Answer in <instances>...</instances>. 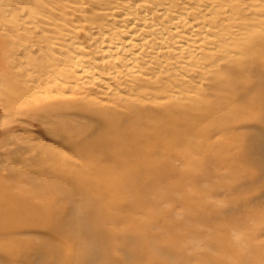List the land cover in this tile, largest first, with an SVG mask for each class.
I'll return each instance as SVG.
<instances>
[{
  "label": "rangeland",
  "instance_id": "rangeland-1",
  "mask_svg": "<svg viewBox=\"0 0 264 264\" xmlns=\"http://www.w3.org/2000/svg\"><path fill=\"white\" fill-rule=\"evenodd\" d=\"M46 1L0 0V194L22 195L12 203L0 201V264H264V71L254 66L252 72L237 71L220 58L218 49L210 52L209 36L201 43L203 33L193 37L201 56L193 57L194 65L185 68L179 54L163 43L159 23L170 28L165 23L170 18L161 14L163 7L192 15L194 9L188 6L194 0ZM231 1L223 0L217 14L221 16ZM198 2L206 16L217 9L214 1L205 9L208 0ZM225 20L237 25L255 19ZM183 21L175 20L186 26ZM97 25H103L101 32ZM68 27L74 31L70 58L97 67L71 79L73 97L84 91L96 93L90 98L104 108L85 111L72 106V120L66 121L77 146L71 148L75 160L71 175L41 190L39 183L33 186L21 173L44 177L39 159L44 152L59 157L69 149L44 137L37 120L54 108L32 109L26 101L38 95L45 64L58 57L41 48L40 40L46 35L50 41L52 34L61 38ZM93 32L95 37L90 38ZM109 36L127 42L138 68L119 77L126 79L116 95L119 78L111 80L114 71L108 74L98 64L105 57L100 49L107 45L100 40ZM177 38H169V44L175 45ZM52 48L58 50L59 44ZM210 57L227 66L211 70L215 61L210 63ZM168 78L177 85L186 79L184 109L170 110L171 116L157 106L164 98L150 95L165 96L162 84H168ZM135 83L146 98L134 96ZM134 97L140 100L136 107L129 103ZM113 136L136 140L135 146H145L148 152L133 166H117L124 154L116 157L104 146L111 160L85 165L84 159H99L100 153L81 156L76 150L82 140ZM26 159L28 163L22 164ZM5 167L19 172L9 176ZM54 185L61 192L52 191Z\"/></svg>",
  "mask_w": 264,
  "mask_h": 264
},
{
  "label": "bare ground",
  "instance_id": "bare-ground-1",
  "mask_svg": "<svg viewBox=\"0 0 264 264\" xmlns=\"http://www.w3.org/2000/svg\"><path fill=\"white\" fill-rule=\"evenodd\" d=\"M198 1L199 0H194L193 5L188 6L189 9L190 8L194 9V13L192 15H190L191 13L189 11H186L184 13L180 12L181 13L180 14V13H178L177 10H174V9L170 10L167 7H163L161 9V14L163 15V17L165 16V18L167 16H168V18H170L168 22L165 21V23L170 28L166 27V25L162 26V23H159L161 25L158 24L161 27V35L165 34L164 36L161 37L163 43H166L167 46L172 47V49L174 50L172 52V54L173 53L179 54V56L181 57V59L183 61V64L186 65L185 68L188 66L194 65L192 62L193 57H195V60H197L196 57L199 58V56H201L199 53L200 47L198 45L194 44L195 42L197 43L198 40L194 39L193 37L203 33L200 37L201 43L203 44V42H205V40L207 39L205 36H209V44H210V49H211L210 52H213L212 50L215 51L216 49H218L220 58H224L225 61L227 62V64H229V65L231 64L232 66H234L237 71L245 70L246 72H248V71L252 72L253 66L264 71V26H263L264 25V19L263 20L260 19V17L264 16V0H233V2L231 0H229L231 2H228V4H225L226 8L223 7V10H221L222 11L221 16H220V14L219 15L217 14V11H218V7L223 4V2H222L223 0H218V1L217 0L216 1L215 0H208V3H205L206 6L203 7L204 9L209 7L212 4V1L216 2L215 6L217 7V9L213 8L214 11L209 13L210 16H206L203 12H201L202 10L198 9V7H201V5ZM226 1H228V0H225V2ZM60 3H62V2H60ZM46 4H49V3L46 1ZM48 6H50V5H48ZM52 6H53V4H52ZM50 8H51V6H50ZM58 9H60V8H57V10ZM44 10L46 11V9H44ZM168 11L169 12L172 11V14L174 13L175 15L171 14L169 16L170 13ZM48 12H50V11H48ZM223 13L225 15H227V13H228V15L222 16ZM62 14H63V12H62ZM52 16H53V13H52ZM181 16H183V18L185 20V21H183V23L186 22L185 23L186 26L179 25L177 22H175V20H178V22L180 20H182L183 18ZM53 17H55V16H53ZM226 17H228V18H239V19L249 18V19H255V20H253L252 22H250L248 24L245 22H242L240 24L235 25V24H231L230 21L226 22V20H225ZM56 18L57 17H55V19ZM220 19L221 20L224 19L226 23L221 22ZM143 20H147V17H143ZM170 21H172V23H173L172 25L169 23ZM153 25H155V24H153ZM102 26L103 25H101V26L97 25L96 27L95 26L94 27L99 32H101L103 29ZM142 26H144V25H142ZM233 26H236V28L234 29ZM70 27H68L66 29V33L61 38L59 36L57 37L54 34H52L51 35L52 40L49 41V39H47L46 35L43 37V39L40 40V41H42V47L40 46L41 48H45V49L48 48V49H50V51L55 52L56 54L58 53L57 54L58 57L55 56L56 57V61H55V59L53 60L52 57L50 56L51 62L45 64L44 69L41 70L42 75H44V78L42 79L41 82L38 83V88L36 90L38 92V95H34V96L32 95L33 99L31 98V99H28L26 101L27 105L32 109H39V108L46 109L48 107L54 108V111H49V112L46 111L43 114L38 115L37 120H39L41 125H43L42 133H43L44 137L48 138L49 140L56 141L59 145L66 147L70 151V152L67 151V154L65 152H63L62 155H60L59 157L53 156L52 153H50L48 151L44 152V155L41 158H39L41 161V166H40L42 168L41 171H44L47 173L44 177H42V176L35 177L31 174L32 173L31 171H23V173H21V174L26 175L27 179L26 178H24V179L26 181L30 182L31 184H33V186H37L39 183V185L41 186V190H42V188L44 189V187L47 186L48 184H53L54 181L64 180V178H66L67 175H71V168L73 167V164L75 163L74 162L75 160L73 161V159H72L73 153L71 152V150L72 149L74 150V146L75 147H77V146H76V142H74L70 137V127H67L66 121L72 120V115L74 113V112H72V106L77 104V106L80 109H86L85 111H87L88 109H94V108L99 109V110H103V108H104L103 106H101V104H99V102L95 101V98H94V101L92 100V98H90L91 94H96V93L84 91V94L78 95L79 97H73V96H75V92L72 91L70 88V87H72V83H73L71 79L74 76L82 78L81 77L82 73H83V75L86 73L91 74V70H94V68H97V67L95 65L94 66L88 65L86 62L80 60L78 57H74L73 59L70 58L69 51H70V46L72 45L71 38H72V33H74V31ZM140 28H142V27H140ZM164 29H166V30H164ZM40 32H43V31H40ZM130 34L131 35H128V39H130V41H131L134 37L132 35L133 31ZM89 36H90V38H94L95 37L94 32L90 33ZM115 36H117V35H115ZM115 36H109V38L107 40H105L104 38H101V40H100V42H103V40L106 41L107 45H104V47H102L100 49V51L103 54H105V57L102 58L101 62L98 64H100L105 69V72H107V73L109 72V70L114 71L115 74L112 75L111 77L109 76V78H111V80L115 79L116 77L119 78L122 75H126V77H127V73L129 74V72H136L138 69L137 64H136L135 53L132 51V49L129 47V45L127 44L126 41H119V40H117V38ZM240 36H242V38ZM172 37L173 38L178 37L177 38L178 40L175 43V45L169 44L168 39L172 38ZM60 39H62V42L58 41ZM229 41L232 42V44H233V45H231L232 48H228L229 47L228 44H230ZM56 43L59 44L58 50H54L52 48V44H56ZM209 44L207 43V45H209ZM167 46H165V47L160 46L161 47L160 49H162V48L165 49ZM40 47L38 49H40ZM62 47H63V49H62ZM205 49H206V47H205ZM165 52L167 53L168 49L165 50L164 53ZM205 52H206V50H204V52H202V53H205ZM212 54H214V52ZM210 55H211V53H210ZM160 56H163V55H160ZM235 56H237V57H235ZM200 59H201V57H200ZM213 61H215V63H212V64H214V67H215L214 69H211L213 71H218L217 69H219L222 66L224 67L226 65V64L221 65L218 61L212 60V57H210V63ZM154 62H155V60H154ZM207 62H208V60H206V63ZM222 62H223V60H222ZM204 63H205V61H204ZM204 65L206 66L207 64H204ZM75 66H77L79 69L77 72L75 70L76 68L74 69ZM164 66H166V65H164ZM181 67L183 68V65ZM202 67L204 68V70L206 69L204 66H202ZM174 68L176 70H179V66L178 67L174 66ZM185 68H183V69H185ZM224 69L225 68H223V70ZM189 70L190 69H188V71ZM228 71H229V69H228ZM228 71L226 70L227 73H228ZM140 72H141V70H140ZM178 73H179V71H178ZM159 74H161V72ZM204 74H205V72H204ZM176 75L177 76H175V77H178V74H176ZM223 76L221 77L222 79H223ZM242 76H245V75H242ZM89 77L92 79L97 78V76L95 77L94 75L89 76ZM185 78H184V80H186ZM122 79L123 80H121L119 78L118 79L119 81H117V84H114V92H115V90L118 89V85H120L123 81H125L126 78H122ZM134 79H135V77H131L130 80L134 81ZM232 79L234 80V77ZM179 80H180V78H179ZM184 80L181 79L180 85L175 84V81H173L172 79H169L168 84H165L166 82L164 84H162V87L167 92V94L163 97H159L156 94L150 93V95L153 98H156V99L157 98H164V100H163L164 103L158 102L157 106L160 108L164 107V108L168 109L167 114L169 116H171L170 110H173L174 108L184 109L183 108L184 102L182 101V99L185 98V96H182L183 95L182 85H184L183 82H186ZM233 80H231V81H233ZM248 80H251V79L248 78ZM141 81H143V80H141ZM158 81H159V79H158ZM212 81H214V80H212ZM150 82H152V81H150ZM214 82H217V81L215 80ZM240 82H242V80ZM225 83H227V82H225ZM245 83H246V81H245ZM245 83H243V84H245ZM107 84H109V83H106V85ZM159 84H161V83H159ZM74 85H76V83H74ZM133 85L137 86L136 87L137 93L134 96L144 97L141 95H145V94L142 93L141 90L138 91V89L141 85L139 83H135ZM195 86H196V84H195ZM214 86H216V85H214ZM219 86H221V85H219ZM107 87L109 88V85H107ZM123 87L126 89L128 86L125 85ZM129 88H130V91L133 90L132 87H129ZM129 88H128V90H129ZM202 88H198V89L201 90ZM101 90H102V88H101ZM230 90H231V88H230ZM227 91H229V90H226L225 92H227ZM105 92L106 91L104 90V93ZM116 93H118V91L115 92L114 95H116ZM120 94L125 95L122 93H120ZM121 95H119V96H121ZM240 96H242V95H240ZM136 97H134V99L131 98L133 100H131L129 103L133 104L134 106L140 105V104H138L139 102H137L140 100H139V98L135 99ZM152 97H150V98L152 99ZM258 97H260V96H258ZM144 98H146V97H144ZM195 99H193V100H195ZM141 100H145V99H141ZM262 100H263V98H262ZM198 101H201V100H198ZM120 106H122V105H120ZM140 108H142V107H140ZM227 122H230V121H227ZM113 125L116 126V123H114ZM132 133H133V131H132ZM64 134L66 136H64ZM121 141L118 140L116 136L106 137V138L105 137H98V138H94V139L91 138L90 140L86 139V140H82V143H81L82 145H80L81 149L79 151L78 150H76V151L79 152V154L81 156H83V154L88 155V154H91L94 152L100 153L99 159L95 160L94 158H90V157L87 160L84 159V161H85L84 163L88 167H89V165L93 167L92 162H94V165H97L99 161L111 160V156L109 154H106L107 152H105L103 150L104 146L109 147L112 150L111 153H113L116 157H118V155H121L122 153L124 154V157L121 159L122 160L121 163L118 164L117 166H121L124 163H125L124 165H126V166L127 165L133 166L134 163H137V161L140 158H142V156H144L145 153L148 152V150H145V146H143V149L136 147L135 143H134V141H136V140H130V142H126V141L121 142ZM147 149H150V151H152L151 147H149ZM80 155H78V153H77V155H75V157L80 159L79 158ZM21 163L26 165L28 163V159H26V161H22ZM5 168L7 169V174H9V176H12V175L15 176L19 172L18 169H15V168H8V167H5ZM6 176L7 175H5V178H6ZM54 186H55V188L51 189L52 191H54L55 193L61 192L60 189L58 190V188H56V185H54ZM21 196L22 195H20V194H14V193H12L11 195H9V194H2L1 195L0 194V201L7 199L8 202L12 203L13 201H15V199H21L22 198Z\"/></svg>",
  "mask_w": 264,
  "mask_h": 264
}]
</instances>
